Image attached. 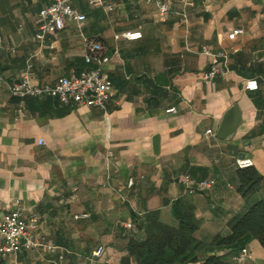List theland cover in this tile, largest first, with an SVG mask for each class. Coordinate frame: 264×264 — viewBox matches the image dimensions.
<instances>
[{"label":"crops","instance_id":"1","mask_svg":"<svg viewBox=\"0 0 264 264\" xmlns=\"http://www.w3.org/2000/svg\"><path fill=\"white\" fill-rule=\"evenodd\" d=\"M163 1L166 21L145 0H73L87 16L82 28L69 21L42 42L35 40L37 13L49 1L0 0V75L8 82H20L29 63L40 86L95 68L85 59V37L102 44L113 83L104 110L15 97L0 87V223L21 208L39 219L42 244H26L0 264H54L60 254L62 264H137L128 245L145 239L139 219L159 210L170 223L178 200L194 207L197 237L208 248L231 233L236 216L264 201V181L251 197L239 192L236 165L251 159L264 177V0ZM239 28L244 34L231 40ZM129 32L142 38L122 37ZM204 47L229 60L211 83L203 79L211 64ZM249 80L259 89L247 90ZM172 107L178 112L168 115ZM232 110L234 132L220 137ZM182 175L217 185L190 194ZM101 246L103 257L92 259ZM246 248L250 258L235 264H264L258 240Z\"/></svg>","mask_w":264,"mask_h":264},{"label":"built area","instance_id":"2","mask_svg":"<svg viewBox=\"0 0 264 264\" xmlns=\"http://www.w3.org/2000/svg\"><path fill=\"white\" fill-rule=\"evenodd\" d=\"M49 5L41 9L37 13V22L39 25V32L35 36L36 41H45L48 35H54L62 31L66 23L69 21L75 22L79 28L87 20L86 14L82 13L75 7L73 0H48ZM194 1V0H186ZM147 4H154L157 6L160 18L163 21L167 20L170 12V7L163 0H145ZM94 6H103V0H91ZM108 10L112 11L113 6H108ZM244 30L235 29L230 35L231 40H235L239 35L244 34ZM122 37L129 40H138L142 38L140 32L125 33ZM87 47L85 55L86 62L95 64L96 67L81 74L71 73L69 76L60 78L53 85H34L31 80L32 63L28 64L27 71L22 80L18 83L8 82L2 75H0V87L6 88L12 96L15 97H30L43 98L52 97L58 99L64 105L70 106H86L106 109V105L111 97L113 88L112 81L107 77L103 70V66L108 62L105 56L103 46L99 42L90 41L84 37ZM3 39L0 35V44ZM204 55L211 58V64L207 71L203 73V79L206 82H214L219 76L228 71V56L224 53H216L207 47L202 50ZM246 89L256 91L259 89L257 80H249L246 82ZM177 108L172 107L167 110L168 115L177 114ZM213 131H207V134H212ZM43 144V141H40ZM237 167L244 169L254 165L251 159H238L236 161ZM180 182L184 185L186 191L190 194L203 193L211 191L217 185L214 178L197 180L189 175H182ZM134 182L130 181L129 186H133ZM121 191V190H120ZM83 217V216H82ZM86 217V216H84ZM79 218V217H77ZM131 227V224H129ZM39 231V219H27L24 211L18 208L5 215L0 223V259H6L21 251L24 245L41 246L42 244L36 240ZM50 250L56 252L55 247H50ZM106 249L104 246L99 247L92 253V259L103 257ZM250 258V253L247 248L238 253L233 261L235 263H242ZM64 254L58 256V260L54 264H62Z\"/></svg>","mask_w":264,"mask_h":264},{"label":"trees","instance_id":"3","mask_svg":"<svg viewBox=\"0 0 264 264\" xmlns=\"http://www.w3.org/2000/svg\"><path fill=\"white\" fill-rule=\"evenodd\" d=\"M239 192L248 198L258 192L264 177L252 166L237 168ZM172 222H166L162 212L152 211L139 219V229L145 239H132L128 245L129 259L137 264H235L233 258L247 245L258 240L264 246V201H258L231 223V233L217 237L206 248L198 239L201 223L194 207L183 200L172 206ZM204 251L213 253L203 259ZM223 252L222 256L218 253ZM232 258V259H231Z\"/></svg>","mask_w":264,"mask_h":264},{"label":"water","instance_id":"4","mask_svg":"<svg viewBox=\"0 0 264 264\" xmlns=\"http://www.w3.org/2000/svg\"><path fill=\"white\" fill-rule=\"evenodd\" d=\"M233 110L231 111V112H229V114L225 117V120H224V122H223V125H222V127H221V130L219 131V136L220 137H223V138H226V137H228L229 135H231L232 134V132H234L233 130H234V127H235V124H234V122H236V121H234L233 120ZM222 133H224V134H228L227 136H222ZM224 253L223 252H220V253H218V255L219 256H222Z\"/></svg>","mask_w":264,"mask_h":264}]
</instances>
